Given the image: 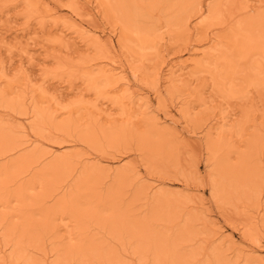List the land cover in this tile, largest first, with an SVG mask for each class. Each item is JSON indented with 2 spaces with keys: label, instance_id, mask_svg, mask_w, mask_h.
Returning <instances> with one entry per match:
<instances>
[{
  "label": "rangeland",
  "instance_id": "1",
  "mask_svg": "<svg viewBox=\"0 0 264 264\" xmlns=\"http://www.w3.org/2000/svg\"><path fill=\"white\" fill-rule=\"evenodd\" d=\"M208 1L204 0V5ZM250 1L251 12H258L261 0ZM77 12L83 14L81 18ZM87 12L89 16L84 14ZM157 20L160 21L158 31L147 41H142L123 31L116 12L106 0H0V93L10 102L15 100L14 95L21 86L27 85L29 90H33L30 102H34L26 105L27 111L33 108L29 106L36 105L47 115L51 114L50 122L53 124L70 119L79 127L95 124L107 129L116 126L142 131L147 126L137 114V107L128 105L129 108L125 106L122 110L120 102L112 99L117 96L115 89L120 88L119 84L111 85L112 88L99 86L97 91L90 90L83 83L82 79L90 72L91 65L100 64L99 57H115L121 74L130 81V88L147 98L151 108L158 109L155 113L159 120L165 122L163 124L169 123L170 127L172 125L178 133L180 139L172 142L177 155L176 167L170 163L167 165L171 167L153 165L137 150L133 141L115 148L101 143L99 147L83 144L73 136L74 133L66 135L50 125L36 132L32 129L35 120L32 112L16 114L1 107V104L0 120L13 128L23 126L24 132L29 135L28 145L40 146L42 151L39 148L36 150L45 152L47 158L76 156L77 162L86 165L99 160L110 166V172L124 167L130 170L136 166L138 173L137 177L133 176V183L150 185L149 190L153 194L161 191L179 193V196H185L181 195L184 200L187 196L190 204L185 201V206L201 215L199 227L207 220L205 225L208 229L203 226L201 230L205 233L207 230L213 236L205 246L219 247L232 264L247 261L264 264V230L256 234L241 207L234 209L227 203L217 202L214 197L212 199V191L209 193L212 188L209 186L217 180L213 179L217 173L213 172L216 170L213 169L216 168L215 163L205 150L206 127H214L223 117L234 120V137L230 141H220L225 150V162L237 164L240 155L252 152L251 142L257 138L263 144L258 146L260 152L256 161L264 177V73L253 65V62L259 61L264 67V47L259 49L262 53L254 48L256 51L252 49L254 52L251 53L250 50L246 58L241 59L244 62L237 61L240 56L234 50L233 23L221 24L220 20L202 23L191 18L190 30H172L164 25L161 16H157ZM66 24L72 27L70 31H80L83 36L85 31H89L96 36L89 34L86 47L79 42L76 34L64 32L61 39L60 30H65ZM205 53L211 54L210 60L206 59ZM221 53L230 55L231 66L235 67L223 69L218 62ZM208 61L210 65L206 66ZM176 65L183 67L182 83L170 84L165 78L167 68ZM42 69L44 75L41 74ZM80 89L82 91L79 92ZM155 89L162 93L160 100ZM92 104H97V107ZM98 108L107 110L105 112L110 116ZM182 111L187 112L188 117L183 116ZM262 214L263 209L260 216ZM68 221L64 217L55 222L57 232L64 240L59 242L68 241L65 239L67 233H73ZM44 241L46 256L44 258L37 253L40 258L37 255L35 259L39 264H51L55 259L54 253H49L53 249L52 242L50 244L48 239ZM250 251L253 254L249 255ZM7 252L2 251L5 257ZM129 262L132 263V260Z\"/></svg>",
  "mask_w": 264,
  "mask_h": 264
},
{
  "label": "bare ground",
  "instance_id": "2",
  "mask_svg": "<svg viewBox=\"0 0 264 264\" xmlns=\"http://www.w3.org/2000/svg\"><path fill=\"white\" fill-rule=\"evenodd\" d=\"M106 1L116 12L123 31L142 41H147L158 31L160 21L157 16H161L164 25L172 30H190L191 18L202 23L216 20H220L221 24L233 23L234 50L242 57L237 55V61H243L241 59L250 50L253 53L252 49L258 48V51L254 50L260 52L259 49L264 47V0L260 1L261 8L258 7L259 11L255 13L251 12L250 0H209L205 5L204 0ZM77 14L80 18L83 15ZM84 14L90 15L88 12ZM64 27L65 30H60L61 39L64 32L76 34L79 42L88 46L91 32L85 31L83 36L80 31H70V25ZM204 55L210 60L211 54ZM99 59L100 64L91 65L90 72L83 77L85 86L97 90L99 86L104 88L119 84L118 90L115 87L117 96L112 99L120 102L122 110L136 106L146 129L141 131L116 126L107 129L95 124L79 127L70 119L53 124L51 114L47 115L36 105L29 106L33 108L27 111L26 105L34 103L30 102L33 90L24 84L15 92V100L10 102L0 93L1 107L21 115L32 112L35 119L32 129L36 132L50 125L66 135L72 136L74 133L73 136L83 144L99 146L101 143L112 148L133 141L137 150L148 157L153 165L167 167L170 163L176 167L177 155L172 142L180 137L175 128L170 127L169 123V126L163 124L165 122L162 123L155 113L158 109L151 108L147 98L130 88V81L121 74L115 57L102 55ZM230 59L226 53L218 56L223 69L235 67L231 66ZM209 62L205 65H210ZM253 63L254 68L264 73L261 62ZM176 66L167 68L165 78L170 84L182 81L183 67ZM44 73L42 69L41 74ZM27 81L30 83L31 79ZM155 90L160 100L162 93ZM2 102L6 103L5 106ZM92 105L97 107V104ZM186 114L183 112V116L188 117ZM219 121L214 127H206L205 132V150L215 163L216 168L213 169L216 170L213 172L217 173L216 177L212 176L213 179L217 178L216 181L211 178L213 182L209 187L212 190L209 193L212 191L211 197L213 200L216 198L217 202L227 203L234 209L241 207L243 215H248L246 220L258 234L264 230V177L256 160L260 152L258 146L263 143L255 138L251 142L252 152L246 156L240 155L237 164L229 165L225 162V150L220 141H230L234 137L236 122L225 117ZM4 122L0 120V250L8 251V255L5 257L0 251V264H39L35 257L39 253L45 258L46 249L44 252L42 242L45 243L47 239L53 246L49 251L54 253L53 264H232L222 249L211 244L205 246L213 236L207 230L206 233L201 230L203 226L207 228V220L199 227L201 215L185 206L189 200L187 196L184 200L185 196H179V193L161 191L153 194L149 190L150 185L133 183V176L138 173L136 166L130 170L124 167L110 172V166L99 160L86 165L77 162L76 156L47 158L40 146L41 151L36 150V143V147L34 144L32 147L28 145L29 135H26L23 126L13 128ZM46 159L48 162H44ZM64 217L72 225L73 233L68 232L65 238L68 241L62 243L59 241L64 240L58 234L55 222ZM250 254L253 253L250 251Z\"/></svg>",
  "mask_w": 264,
  "mask_h": 264
}]
</instances>
